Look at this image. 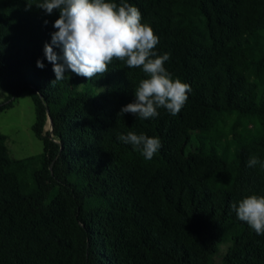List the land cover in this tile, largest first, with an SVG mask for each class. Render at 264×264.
<instances>
[{"label":"trees","instance_id":"1","mask_svg":"<svg viewBox=\"0 0 264 264\" xmlns=\"http://www.w3.org/2000/svg\"><path fill=\"white\" fill-rule=\"evenodd\" d=\"M42 2L0 0V111L27 92L43 145L13 158L0 132V264H216L222 244L219 264H264V234L231 208L264 196V0H107L140 10L167 72L191 86L177 115L148 119L118 115L147 78L123 61L51 84L44 45L58 11ZM128 132L161 147L145 159L117 139Z\"/></svg>","mask_w":264,"mask_h":264},{"label":"clouds","instance_id":"2","mask_svg":"<svg viewBox=\"0 0 264 264\" xmlns=\"http://www.w3.org/2000/svg\"><path fill=\"white\" fill-rule=\"evenodd\" d=\"M37 7L48 15L58 11L51 42L44 45L45 57L52 63L56 77L51 84L63 80L68 72L88 81L103 76L116 59L129 68H141L147 76L135 89L134 101L123 106L118 115L130 113L148 119L158 116L159 108L173 116L181 111L191 86L173 79L167 72L164 64L170 56L157 54L159 37L148 24L141 22L137 7L107 0H43ZM36 66L43 69V61L38 59ZM117 139L138 148L148 160L161 147L159 138L143 133L128 132L118 135ZM257 164H261L259 157L250 156L247 166ZM231 208L257 235L264 234V196L249 195L238 204L233 203Z\"/></svg>","mask_w":264,"mask_h":264},{"label":"rangeland","instance_id":"3","mask_svg":"<svg viewBox=\"0 0 264 264\" xmlns=\"http://www.w3.org/2000/svg\"><path fill=\"white\" fill-rule=\"evenodd\" d=\"M6 102V92L0 88V104ZM11 106L0 111V132L5 135V144L10 157L25 158L31 155H38L42 152V141L37 138L31 126L34 122V105L27 92H21L11 100ZM232 123L231 117H226L221 129L228 131ZM48 121L45 122L44 131L49 129ZM252 125V124H250ZM253 127V126H250ZM199 144L207 150L210 145L209 134L196 131ZM227 244H222L217 255L214 257L216 264H219L221 256L225 253Z\"/></svg>","mask_w":264,"mask_h":264},{"label":"water","instance_id":"4","mask_svg":"<svg viewBox=\"0 0 264 264\" xmlns=\"http://www.w3.org/2000/svg\"><path fill=\"white\" fill-rule=\"evenodd\" d=\"M47 121H48V123H49V131H51V129H52V127H51V118L48 116L47 117Z\"/></svg>","mask_w":264,"mask_h":264}]
</instances>
